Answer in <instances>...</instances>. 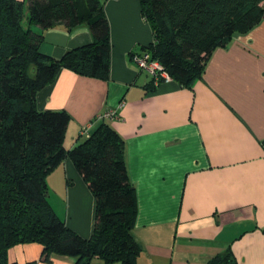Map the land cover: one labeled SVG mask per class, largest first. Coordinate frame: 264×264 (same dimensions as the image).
Here are the masks:
<instances>
[{
  "label": "crops",
  "instance_id": "0c3cea01",
  "mask_svg": "<svg viewBox=\"0 0 264 264\" xmlns=\"http://www.w3.org/2000/svg\"><path fill=\"white\" fill-rule=\"evenodd\" d=\"M101 1L109 23L108 78L61 68L37 93V108L68 113L66 148L101 121L122 137L135 189L137 264H207L226 251L236 264H264V16L215 48L187 88L172 79L155 85L134 61L153 41L140 1ZM91 40L84 24L70 30L57 25L43 31L39 48L59 58ZM109 109L116 116L99 118ZM46 183L56 214L90 237L95 199L72 161L65 158ZM7 260L80 264L74 256L45 257L38 242L9 247Z\"/></svg>",
  "mask_w": 264,
  "mask_h": 264
},
{
  "label": "trees",
  "instance_id": "16d2710c",
  "mask_svg": "<svg viewBox=\"0 0 264 264\" xmlns=\"http://www.w3.org/2000/svg\"><path fill=\"white\" fill-rule=\"evenodd\" d=\"M139 1L153 36L143 49L187 88L202 76L215 48L264 16V0ZM81 24L91 32L89 43L59 58L40 50L45 29L63 25L70 30ZM109 57V23L101 0H0V264H9V247L27 242L42 244L45 257L57 253L77 257L80 264H137L141 248L131 234L135 189L122 137L101 121L66 148L68 113L36 105L37 93L61 68L107 79ZM65 158L95 199L88 238L67 227L48 200L46 176ZM207 264L236 263L226 251Z\"/></svg>",
  "mask_w": 264,
  "mask_h": 264
},
{
  "label": "built area",
  "instance_id": "2783aa9c",
  "mask_svg": "<svg viewBox=\"0 0 264 264\" xmlns=\"http://www.w3.org/2000/svg\"><path fill=\"white\" fill-rule=\"evenodd\" d=\"M133 59L140 70L145 71L151 76L155 85H157L161 81L171 80V76L164 69L160 61H158L156 58H152L151 53L148 50H143L141 53L135 54ZM114 116H116V110L109 109L103 114L99 115V118H111ZM89 127L90 124L85 125L82 128L81 133L84 134L85 132H87Z\"/></svg>",
  "mask_w": 264,
  "mask_h": 264
}]
</instances>
